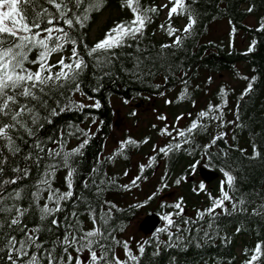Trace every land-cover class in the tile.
<instances>
[{
	"label": "snow or ice",
	"instance_id": "snow-or-ice-1",
	"mask_svg": "<svg viewBox=\"0 0 264 264\" xmlns=\"http://www.w3.org/2000/svg\"><path fill=\"white\" fill-rule=\"evenodd\" d=\"M45 3L55 11L44 6L40 0H0V264H129V262L135 264L139 258L133 254L128 241L121 242L113 234L114 229L110 221L113 219L112 209L116 208V205L107 200L100 201L106 186L115 184L116 178H100L97 183L95 174L99 169L92 170L94 175L90 182L95 188L97 201H100L98 205H94L84 196L74 195V179L78 174L76 165L78 157L83 155L82 150L89 144L93 135L90 132L91 125L89 129H84L79 125L69 124L68 130H62L58 137H48V141L56 145L55 147H46L47 141L41 140L38 133L45 124L53 123V117L65 111H80L84 113L85 119H88L89 114L84 112L85 109L101 107L98 100L92 104H85L72 98L75 93H79L82 97L86 96L81 87V77L89 66L88 61L91 60L94 68L109 75L115 58L121 54L116 51L117 49L130 48L132 42H135L136 51L140 52L138 46L140 40L145 35L146 27L153 22L158 8L155 5L145 7L141 4V0H122L121 7H126L131 12V19L115 23L104 32L101 39L89 46L85 42L84 34L79 30L85 29L90 14L99 12L105 0H45ZM160 7L168 10L167 18L170 21L166 35L171 38V43L160 45L161 57H164L166 56L164 50L183 45L185 39L191 35L196 21L188 10L185 0H169L168 4ZM248 11L251 12L252 9L249 8ZM185 14H187V23L183 29L174 27L171 23L174 16ZM159 27L164 28V25L161 24ZM257 30H264V22ZM179 32H183L184 35L177 34ZM69 45L71 47L67 49ZM80 45H83V52L78 50ZM66 50H70V55L61 54L55 63L51 62L54 54L64 53ZM251 50L250 47L249 51ZM147 60H149L148 56H135L132 67H122L121 71L144 82L145 76L154 75L151 67L145 64ZM152 66H155V61ZM252 79L254 80L255 77ZM156 87L158 88L159 85ZM252 89L253 85L249 83L244 94ZM220 94L224 95L223 88ZM185 95L186 89L180 94V98ZM86 98L93 99L91 96ZM165 103L171 104L172 101L166 100ZM226 103L227 101L218 105L209 103L207 110L197 113L196 118L192 119L186 128L179 127V121L184 119L183 115H178L175 118L177 123L171 126L166 123V116L159 115L157 119L165 121V124L158 130V134L170 139L163 146L159 143L154 144L153 151H158L165 157L173 151H186L192 157V162L188 166L191 172L196 171L204 158H207L211 165L213 156L211 148L216 146L218 141L224 140L227 135L225 131H217L215 135L208 133L210 140L207 143L196 144L191 149H184L183 146L193 144L191 134L194 130L208 132L207 123L198 124L201 119L218 122L216 125L218 129H223L226 123H231L224 119L223 107ZM95 123L96 120L93 118L92 124ZM155 127L153 125V128ZM72 137L83 139L78 146L69 149L67 144ZM20 142L28 144L29 147V151L23 155L25 162L31 161L39 167L42 162L48 161L44 164L41 177L32 184H21L22 181L29 179L30 168L27 163L21 167L14 162V158L19 157L22 152ZM139 143L141 142L131 137L120 141L118 149L108 159L112 160L116 156L124 155L127 146H138ZM142 143H148V138L146 137ZM197 148L200 149V159L196 158ZM220 151L225 157L227 156L224 149ZM258 154L256 147L253 146L252 158ZM155 160L156 156H150L147 165L139 166L140 173L143 174L145 167H151ZM10 161H12L11 165ZM61 169L66 170V175L63 177L66 185L64 191L54 187L57 172ZM7 171H11L13 175L6 176ZM220 171L226 180L228 190H225L222 183L219 196L214 197L208 193L211 204L205 209H197L195 220L184 217L183 198L171 205L161 204V208H172L175 211H165L160 214L163 226L156 228L152 233L157 247L161 243L166 247L172 246L170 241L173 229L181 234L177 236V246H180L179 242L183 240L182 231L188 230H182L180 225H197L205 221L206 217L207 230H204V237H208V230L213 228L217 218V209L227 212L225 202H231L232 211L237 210V203L233 202V197L230 195V191L234 188V176L223 167ZM123 174L127 176L128 172L125 171ZM187 178L186 173L175 179L174 183L179 185ZM140 179L141 176L137 175L130 184L137 186V181ZM161 180L163 182L164 177ZM12 185L16 187L9 190ZM88 186L89 182L86 181L84 188L87 189ZM121 187L129 190L127 184ZM159 191L158 188L157 192ZM193 191L204 192L205 185L201 183L199 189ZM44 193H47L46 198ZM155 195L156 193H153L146 201L132 207H144ZM23 201L28 202L27 206ZM69 202L72 204L71 212L67 211ZM238 203L241 212L247 211L243 207L246 203L244 199L241 198ZM259 207L264 208V205ZM252 214L264 213L259 209H253ZM31 216L37 217V222L33 226H29L27 222ZM81 217H86V220ZM87 221L91 222V227L86 226ZM120 230L123 231V228ZM199 231L201 228L198 227L197 232ZM239 231L240 229H237V232ZM45 233L47 236L42 238ZM160 234H167L169 240L162 242ZM151 242L150 240L138 242L136 251L143 254L145 246ZM118 245H122L126 259H122L117 254ZM245 251L247 253V250ZM253 251L254 254L246 264H256V261L264 256V245L257 243Z\"/></svg>",
	"mask_w": 264,
	"mask_h": 264
},
{
	"label": "trees",
	"instance_id": "trees-1",
	"mask_svg": "<svg viewBox=\"0 0 264 264\" xmlns=\"http://www.w3.org/2000/svg\"><path fill=\"white\" fill-rule=\"evenodd\" d=\"M40 2L51 11H55L45 3V0H40ZM121 2L122 0H105L100 11L111 7L116 10L117 14L105 23L94 40L89 38V29L100 11L90 14V20L85 29L79 30L84 34L85 42L89 46L101 39L104 32L114 26L115 23L131 19V12L126 7L122 8ZM185 3L196 23L193 26L191 35L185 39L183 45L179 48L173 47L164 50L166 56L161 57L160 45L171 43V38L166 35V29L170 21H159L161 10L156 0H141V4L145 7L155 5L158 12L154 14L153 22L146 27L145 35L140 40L138 45L140 52L136 51L137 45L135 42H132L130 48L117 49L116 51L121 54L115 58L109 75L97 70L92 66V61H88L89 66L81 77V87L86 96L82 97L79 93H75L72 98L77 100L75 96L78 95L80 99L77 101H91L90 104L97 100L100 101L101 107L99 109L84 110L89 114V117L95 116L98 119L99 131L92 135L89 144L82 150L83 155L78 157L76 165L78 174L74 179V195L84 196L94 205H98L103 200L116 205V208L112 209L113 219L110 223L114 229L113 234L123 242L125 240L124 233L131 222L144 211L143 207H132L138 203H143V201L136 199V194L131 195L134 190H137V196L140 199L149 193L150 195L156 193L155 196H158L160 193L174 191L171 201L164 204L171 205L183 198L184 217L195 220L196 210L205 209L211 204L208 193H211L214 197L219 196L220 182L224 183L225 190H228L226 180L220 171V168L223 167L234 176V188L230 191V195L233 197V202L237 203V210L232 211L231 202H225L227 212L217 209V218L214 221L213 228L208 230V237H204V230H207V217L205 221L197 225L181 224L182 230H188L182 231L183 240L179 242L180 246H177V236L181 234L176 233L175 229L172 230L171 247H166L164 243L157 247L156 241L151 236L148 240L152 242L145 246L143 254L139 253L137 255L139 259L135 264H246V261L250 260L254 254L253 250L257 243L264 245V214H252L253 209H259L261 213H264V208L259 207L264 205V30H257L264 22V0H185ZM249 8L252 9L251 12L248 11ZM254 16H259L257 26H248L246 24L247 19ZM178 18H183L187 23V14L178 16ZM174 19L171 23L175 27ZM224 21L228 23L235 38L234 44L229 48L226 46L223 48L221 44L216 43L210 37L211 27ZM161 24L164 25V28L159 27ZM156 32L160 33L161 38L157 39ZM177 34L184 35L183 32ZM253 41H255V44H253ZM70 47V45L67 46V49H70ZM250 47L252 48L251 51H249ZM145 49L148 51L145 52ZM78 50L83 52V45H80ZM61 54L70 55V50L53 56ZM135 56L149 57L145 64L151 67L154 75L145 76L144 82L138 81L121 71L122 67H132L133 57ZM153 61H155L154 67L152 66ZM236 65H243V72H239L235 67ZM28 66L35 67L33 65ZM225 73L231 80L237 81L238 85L235 86L232 82L229 83L220 79L219 75L224 76ZM253 77H255L254 80ZM215 80L221 82L220 88L225 89L224 95L220 96L217 101L215 100L216 91L211 90V84L216 85L219 83H214ZM249 83H252L253 89L244 94V90ZM197 84H199L200 91L195 90L194 93L201 97L205 95L206 91V95L202 99L208 101L207 105L204 109L196 108L199 106V102H193L192 106L187 105L185 109L187 115L186 117L184 115L185 125L181 128H186L191 120L196 118L197 113L207 109L209 103L218 105L227 101L226 106L223 107L224 119L225 121H231L221 129V131L227 133L224 140L218 141L217 145L211 148L213 154L211 165H209L207 158L202 159L200 163L218 170L222 176L221 181L215 183L212 189L206 188L204 192H199L193 191V189H199L198 184L185 181H182L179 185L174 183L175 179L181 175L187 173L188 176L191 172L188 166L192 162V157L184 150L173 151L168 157L163 156L158 151L154 152L153 145L159 143L160 146H163L170 139L167 136H164L162 141L159 142L158 139L162 137L152 135L148 143H145V145L141 143L142 152L127 146L124 155L116 156L112 160L108 159L118 149L119 142L122 141L117 140L119 138L116 137L113 127L115 110H113L111 103L112 98L121 102H129L144 97L156 101V98L162 96L159 93L163 92L164 97L171 99L172 104L177 105L188 101L187 94L182 99L180 94L189 87L198 89ZM156 85H159V87L157 88ZM93 89H96V91H93ZM170 92H173L172 97L169 96ZM209 93L212 95L210 96ZM87 96H91L93 99L89 100L86 98ZM202 99H200L201 103ZM161 101H164V99ZM175 112L176 109L171 106V114ZM52 119L53 123L45 124L44 128L40 129L38 133L41 140L47 141L46 147L56 146L48 141V137L56 138L62 130H68L69 124L80 126L86 121L84 113L76 110L65 111ZM198 124L202 123L198 121ZM191 136L193 137V144L184 145V149H191L196 144L207 143L210 140L206 139L204 131L199 129L194 130ZM233 136H235V139H233ZM109 137H111L112 143L116 144V148L110 155H105L104 150L106 152L107 149L105 140ZM121 138H124V136H121ZM82 139V137L81 139L70 138L67 147L70 149L78 146ZM20 143L22 152L19 157L14 158V162L21 167H24L27 163L30 168L29 179L22 181L21 184H32L41 177L44 172V164L48 161L45 160L39 167L31 161L25 162L23 155L29 151V147L28 144ZM253 146L256 147L259 153L255 158H252ZM221 149L227 152L226 157L220 151ZM241 149L244 151L242 152ZM196 151L198 153L196 158L200 159V149L197 148ZM137 154H140V157L136 158ZM150 156H156V160L152 162L151 167L146 166L144 173L141 174L139 166L141 164L147 165ZM11 163L12 161H10V165ZM94 168L99 169L98 173L95 174L97 183H99L100 178H116L115 184L106 186V191L101 194L100 201H97L95 188L90 182L94 175L92 172ZM157 169H160V171L155 173ZM125 171L128 172L127 176L123 174ZM12 175L11 171L6 172V176ZM65 175V169L57 172L54 187H58L62 191L66 190L63 180ZM137 175H140L141 179L137 181V186H132L130 181ZM162 177H164L163 182ZM86 181L89 182L87 189L84 188ZM125 184L129 185V190L121 187ZM164 184L168 186L164 187ZM12 187H16V185L10 186L9 190ZM158 188L160 189L159 192H157ZM46 196L47 193H44L45 198ZM241 198L246 201L243 206L247 209L245 212L239 210L241 206L238 201ZM23 203L27 206L28 202L23 201ZM144 207L147 208L146 204ZM71 210L72 204L69 202L67 211L71 212ZM81 210H83V205H81ZM156 210L160 214L165 211H175L172 208H161V206H158ZM98 211L99 208L97 207ZM81 218L86 220V217ZM27 222L29 226H33L37 222V217L31 216ZM86 226L91 227V222L87 221ZM198 227L201 228L199 232H197ZM121 228H123V231L120 230ZM237 229H240V231L237 232ZM46 236L45 233L42 238ZM243 236L250 237L252 243L243 241ZM160 240L162 242L168 241V235L160 234ZM120 246L118 245L116 249ZM245 250H247V253ZM129 264H133V262H129ZM256 264H264V256H261Z\"/></svg>",
	"mask_w": 264,
	"mask_h": 264
},
{
	"label": "rangeland",
	"instance_id": "rangeland-1",
	"mask_svg": "<svg viewBox=\"0 0 264 264\" xmlns=\"http://www.w3.org/2000/svg\"><path fill=\"white\" fill-rule=\"evenodd\" d=\"M168 3H169L168 0H159L160 5H164V4H168ZM167 11L168 10L166 8L163 9L164 17L167 16ZM113 15H114V10H111V9H107L102 14H100L95 19V22L92 25L90 35L92 37H95V35L99 33L100 29L103 27L104 23L108 20V18L110 16H113ZM226 32H227V28H226L225 24L220 23L218 25H215L213 27V38H215V39L225 38ZM136 103L137 102L129 103L127 106H124V105L119 104V102L113 100V107H114L115 112H116L115 127L118 131H121V126L124 123L125 115H126V113L129 112L128 108H133L132 106ZM137 109L140 112L139 122L141 124L142 129H143L142 132H143V134H145L146 133V130H145L146 122L152 119V112L150 111V108H148L146 105H142L140 107H137ZM180 111H182L181 108L179 109V112ZM208 125H209L208 133L212 134V132H214L215 128H216L215 124H213L211 122ZM93 126L94 125H92L90 128H93ZM164 200H165V198H164ZM141 218H142V216L139 219H137L136 221H134V223L131 225L130 229L128 230V233L126 236H129L134 230H136V229L138 230L137 225L140 222ZM250 242H251V240H250Z\"/></svg>",
	"mask_w": 264,
	"mask_h": 264
},
{
	"label": "water",
	"instance_id": "water-1",
	"mask_svg": "<svg viewBox=\"0 0 264 264\" xmlns=\"http://www.w3.org/2000/svg\"><path fill=\"white\" fill-rule=\"evenodd\" d=\"M201 177L206 182H211L218 177V174L212 171L201 168L199 170ZM161 223L160 218L156 214H150L144 218L140 224V229L145 233L153 232Z\"/></svg>",
	"mask_w": 264,
	"mask_h": 264
}]
</instances>
